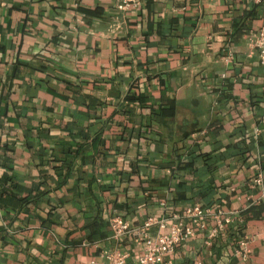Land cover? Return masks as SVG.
Instances as JSON below:
<instances>
[{
  "label": "crops",
  "instance_id": "0c3cea01",
  "mask_svg": "<svg viewBox=\"0 0 264 264\" xmlns=\"http://www.w3.org/2000/svg\"><path fill=\"white\" fill-rule=\"evenodd\" d=\"M0 0V264H90L196 205L174 264H264V0Z\"/></svg>",
  "mask_w": 264,
  "mask_h": 264
},
{
  "label": "built area",
  "instance_id": "2783aa9c",
  "mask_svg": "<svg viewBox=\"0 0 264 264\" xmlns=\"http://www.w3.org/2000/svg\"><path fill=\"white\" fill-rule=\"evenodd\" d=\"M252 1L255 4L263 2V0ZM140 6L141 0H123L118 10L130 12L139 9ZM249 47L253 52L259 53L264 65V28L251 32ZM212 219L218 220L220 224L210 234L211 239L218 236V231L222 230L225 224L232 222L231 217L223 220L199 205L187 208L182 213L168 218L150 217L141 226H132L121 217L113 218L110 222L112 239L118 244L132 241L139 247L140 256L136 262H132L131 254L118 248L105 251L102 262L92 260L90 264H174L172 257L177 249L197 232L205 231Z\"/></svg>",
  "mask_w": 264,
  "mask_h": 264
}]
</instances>
